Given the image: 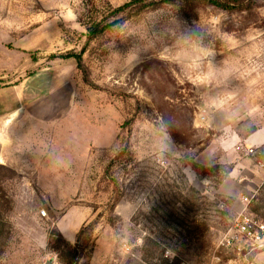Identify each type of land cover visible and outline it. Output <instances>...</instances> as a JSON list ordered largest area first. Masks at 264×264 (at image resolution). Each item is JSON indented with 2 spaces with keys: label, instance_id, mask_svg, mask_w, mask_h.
I'll return each mask as SVG.
<instances>
[{
  "label": "rangeland",
  "instance_id": "1",
  "mask_svg": "<svg viewBox=\"0 0 264 264\" xmlns=\"http://www.w3.org/2000/svg\"><path fill=\"white\" fill-rule=\"evenodd\" d=\"M257 134L264 0H0V264H264Z\"/></svg>",
  "mask_w": 264,
  "mask_h": 264
},
{
  "label": "built area",
  "instance_id": "2",
  "mask_svg": "<svg viewBox=\"0 0 264 264\" xmlns=\"http://www.w3.org/2000/svg\"><path fill=\"white\" fill-rule=\"evenodd\" d=\"M242 202L245 203L242 205L243 209L235 218L234 230L240 234H244L245 241L251 240L250 244L252 249H262L264 248V223L260 221L256 216L252 213V211L248 208L249 198L247 196H243L241 198ZM227 241L228 244L233 240L238 239L237 234L230 235Z\"/></svg>",
  "mask_w": 264,
  "mask_h": 264
},
{
  "label": "trees",
  "instance_id": "3",
  "mask_svg": "<svg viewBox=\"0 0 264 264\" xmlns=\"http://www.w3.org/2000/svg\"><path fill=\"white\" fill-rule=\"evenodd\" d=\"M59 235L61 238L58 240L57 248L61 245L63 247L60 254L63 264H75L78 257V244H71V242L63 238L60 233Z\"/></svg>",
  "mask_w": 264,
  "mask_h": 264
},
{
  "label": "crops",
  "instance_id": "4",
  "mask_svg": "<svg viewBox=\"0 0 264 264\" xmlns=\"http://www.w3.org/2000/svg\"><path fill=\"white\" fill-rule=\"evenodd\" d=\"M255 139H257V140H263L264 139V137H262V134H257L256 136H255Z\"/></svg>",
  "mask_w": 264,
  "mask_h": 264
}]
</instances>
